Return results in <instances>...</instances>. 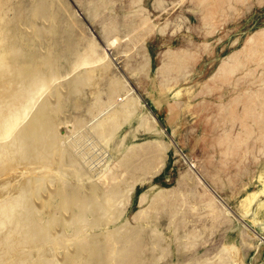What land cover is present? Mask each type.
I'll use <instances>...</instances> for the list:
<instances>
[{
    "label": "bare ground",
    "instance_id": "1",
    "mask_svg": "<svg viewBox=\"0 0 264 264\" xmlns=\"http://www.w3.org/2000/svg\"><path fill=\"white\" fill-rule=\"evenodd\" d=\"M130 1L133 8L130 14L120 13L123 20L119 17L108 20L103 29L109 40L113 35L120 42L132 40L133 46L141 52L147 36L155 31L165 33L168 23L166 26L154 23L143 0ZM190 1L197 7L204 28L213 33L220 28L217 25L221 19L237 12V5L248 0ZM80 3L92 5L93 9L90 6L84 8L90 18L96 16L94 20L99 17L97 13L102 6L108 3V11H111L115 4L107 0H80ZM64 13L71 19L62 20V25L58 26L60 15ZM131 20L142 22L141 26L132 29ZM79 25L82 26L81 21L66 0H35L29 6L24 1L0 0V180L9 176L4 175L9 168H19L17 166L24 163L32 166L30 178L19 184L17 190L0 191V242L14 234L19 235L14 245L0 244L4 245L0 248V264H145L142 259L147 245L144 236L151 237L160 254L155 255L158 259L154 264L170 255L175 242L180 253L196 248L203 237L202 228L196 225L188 230L187 215L178 218L186 208L178 201L180 197L187 198L180 191H161L153 197L149 193L143 194L140 199L142 209L135 215L137 225L131 226L127 207L132 204L136 188L144 182L146 175L165 161L169 144L157 124L151 122L145 104L131 93L123 77L117 75L93 92L89 117L71 113L69 102H73L75 109L81 108L86 88H96L101 80L98 71H107L111 65L101 58L98 43L93 39L87 40L85 35L83 48L76 45L79 39L70 41ZM58 27L62 36L54 43L51 36L58 32ZM125 28L129 29V35L124 32ZM16 33L23 46L13 44L8 47ZM42 38L51 44L48 52H40L39 62L35 65L23 61L26 47L36 48V40ZM63 45L66 48L61 50ZM204 47L210 48V44L205 43ZM198 55L188 50H168L159 70L169 72L171 77L178 74L186 80L192 74L189 68L196 63ZM64 59L69 64L66 73L61 62ZM147 59L151 64L149 55ZM187 81L184 87L158 93L167 97V103L173 102L166 118L175 133L179 121L187 113L193 115L195 121L206 118L213 124L211 120H214L213 132L222 128V133L205 137L206 130H203L194 151L201 142L207 141L215 149L220 146L221 162L230 167L242 168L239 159H245L247 154L257 155L259 160L258 154H264V29L249 37L242 48L221 59L211 78L204 80L192 96L193 85ZM228 82H232L233 96L225 102L222 93L213 115H209L211 109L206 102L199 107L198 94L212 92ZM124 92L127 96L123 99ZM167 93L172 95L171 99ZM156 105L162 108L160 101H156ZM135 118L138 119L135 129L126 130ZM237 122L240 126L234 130L231 126ZM140 129L155 133L157 140H149L147 144L134 143ZM74 134V142L67 140ZM250 142L256 145L251 146ZM75 147H79L78 153H75ZM100 150L101 156H105L101 158L102 167L99 161V170H96L98 163H95L96 168L90 167L92 172L95 170L94 174L84 163L89 164L93 160L91 156ZM154 152H157L156 156L152 155ZM214 157H211V163ZM194 162L196 166L198 161ZM192 175L191 171L184 174L183 184L196 187ZM259 178L264 184V172ZM248 199L261 205L258 195L247 193L237 207L239 217L253 220L258 227L260 222L257 223L255 210L248 206ZM165 212L171 215L169 229L174 227V234L170 236L156 221ZM17 216L23 218L15 219ZM219 217L217 214L212 216L214 227ZM32 219L36 228L30 227ZM181 223L184 234L179 231ZM7 225L11 228L8 226L9 230L4 232ZM203 227L208 229L206 223ZM22 234L29 237L23 241ZM230 250L228 246L224 247L216 254L190 264H240Z\"/></svg>",
    "mask_w": 264,
    "mask_h": 264
},
{
    "label": "rangeland",
    "instance_id": "2",
    "mask_svg": "<svg viewBox=\"0 0 264 264\" xmlns=\"http://www.w3.org/2000/svg\"><path fill=\"white\" fill-rule=\"evenodd\" d=\"M23 1L29 6L35 0H13L14 3ZM111 1L115 2L112 10L108 11L110 6H107L108 3H106L99 10H105L108 11V13L105 12L94 20L96 16H91V19L84 8L87 6L93 8L92 5H81L80 0H66L67 4L70 5V8L77 15L82 24V26L79 25L75 28L70 41L73 42L75 39H79L76 45L83 48V45L86 43L83 37L86 35L85 38L87 40L93 39L98 43L101 58L107 64H109L108 62L111 64L107 71L103 69L98 71L101 80L100 84L95 86L96 88H86L82 98V107L75 109L73 102L70 101L69 109L72 114L89 117L88 109L93 102V92L96 91L97 88L104 87L107 83H110L111 79L119 75L128 83L131 93L135 94L142 103L145 104L146 113H148L151 122L157 124L167 140L169 147L164 161L166 163L161 162L158 166L159 169L157 168L153 173L146 175L144 182L140 183L136 188L132 204L127 207V212L130 214L131 226L137 225L135 215L142 209V207H140V199L143 194L149 193V195L153 197L161 191H180V193L185 194L187 198L182 199L180 197L178 201L180 206L184 205L186 207L185 210L178 215V218L183 219L184 216L187 215L185 222L189 225L188 230L193 229V226H200L202 228L203 237L196 248L188 252L185 251L184 253H180L177 250V242H175L173 248H171L170 255L159 260L157 264L195 263L207 256L216 254L227 246L228 249H231L232 256H235V260L240 264H264V235L261 233L264 232V184L261 183L259 178L261 173L264 172V154H258L261 158H259V160L256 154V156L247 154L245 159H239L241 162L240 164L243 163L242 168L244 169H242L235 165L230 167L223 164L221 162L220 146L215 149L211 146V143L207 141L201 142L197 151H194L193 147L198 142V138L203 130H206L205 137H214L213 135L216 133L221 134L223 129L217 128L218 131L214 133V120H211L213 124L208 122L206 118L195 121L194 116L187 113L185 118L183 116L181 121H179L177 132L175 133L174 127L168 123L166 118V114L170 111L173 102L167 103V97L158 94L162 91H168L170 88L179 89L181 85L184 87V85H186L185 81L187 80H189L187 83L193 85V93H191L190 96L197 92L202 85L201 83L211 78L216 67L221 62V59L231 52L242 48L249 37L255 32L264 29V2L259 3L258 0H248L244 3H239L237 5V9L239 10L225 17L223 20L224 22L221 19L217 25L220 28L216 32L209 33L203 26L200 14L196 12L197 7L195 8L193 2L190 0H160L162 1L161 5L158 4L159 0H143V5L150 13L154 23L162 26H166L168 23V25L165 33L155 31L147 36L142 46L143 51L139 52L137 48L133 46L132 40L125 43L120 42L114 35L110 40L105 36L103 27L106 21L118 17L120 20H123L119 14L123 13L129 15L131 10H133L130 6L132 4L130 0H124V2L121 0H107V2ZM67 19L71 18L66 17L65 13L61 14L58 26L62 25V20ZM141 23L142 22H137L136 20H131L132 29L139 28ZM127 28L124 29V32L126 35H129V29ZM26 32L32 37V33L28 29H26ZM15 36V39L9 42L8 47L13 46V44L23 46L22 40L17 36V33ZM61 36L62 30L58 27V32L51 37L54 43H58L59 39L61 40ZM43 42L44 44H42ZM130 42L132 44H130ZM205 43H209L210 48L206 49L204 47ZM35 44L36 48L26 47V59H23V61H27L31 65H35L39 62L38 54H40V52L47 53L51 47V44L46 38L37 39ZM112 44L114 45L112 46ZM130 45L132 46L130 47ZM70 47L72 48L73 46ZM64 48H66V45H63L60 49L63 50ZM168 50L174 52L188 50L197 55L198 53L200 54V56L198 55L199 57L196 63L194 65L193 63L191 64L189 71H192V74L186 80L183 76H179L178 74L171 77L169 72L162 73V71L159 70L163 65L164 53ZM148 55L150 56L151 64H148ZM61 62L63 64V72L66 73L69 64L65 59ZM141 66L144 68L143 70ZM146 66H148V68H146ZM177 77H181V80H176ZM210 83L212 84L213 81H210ZM231 83L221 84V88L212 90V92L198 94L197 99H199V107H202V102H206L207 107L211 109L208 112L209 115H213L216 111L215 104L219 102L218 97H220L222 93L225 94V102L233 96L231 92ZM126 96L127 94L124 92L121 98L124 99ZM167 96L170 99L172 98L170 93H167ZM183 98L186 99L187 96H183ZM156 101L162 103V108L156 105ZM137 124L138 119L135 118L125 129H128V131H130V128L135 129ZM239 126L240 122H237L233 123L231 127L236 130ZM75 135L76 134L71 135V138L69 137L67 140L72 142L75 140L73 139ZM187 137L189 138L188 144L185 143ZM157 138L158 136H156L155 133L140 129L138 131V138L134 143L147 144L149 140L155 142ZM130 139L128 141H131ZM249 145L254 146L256 144L250 142ZM78 148L75 150L73 148L75 153L80 151V149L76 151ZM96 152L95 154L93 153L94 156H91L94 161L96 158H99L97 155L101 156L102 150ZM103 153L106 154L107 152L103 151ZM155 154L157 155V152H154L152 155ZM213 155H215V157L214 161L211 163V157ZM104 156H101L95 162L92 160L93 163L92 161L89 162V164L88 162L87 164L84 163L85 166L89 165V167H86L87 170L95 174V170L94 172L91 171L93 168L92 166L96 168L98 165L99 168L97 167L96 170H99L102 164L101 158ZM88 158H90V156ZM88 158L87 161H90L91 158L89 160ZM196 160L198 164L195 166L194 161ZM95 163L98 164L96 165ZM162 163L165 164V166L162 165ZM27 165L24 163L21 167L16 165L19 168L15 166L14 168H9L8 171L11 169L14 170L5 172L4 175L8 174L9 176H3L2 178H6L0 180L2 181L0 191H14V188L16 190L18 189V186H20L19 184H24V181L30 178L32 171V166ZM90 167L92 168L90 169ZM190 171L193 173L192 178L197 183L196 187H189L183 184V175L190 174ZM247 193L252 194V196L258 195V202L261 203V205H259L256 200L248 199V206L250 205L252 209L255 210L254 213L257 218V223L260 222V226L258 224V227L255 226L253 220L239 217V210L237 207L240 203V199L247 197ZM216 214L220 217L216 220L214 227L212 216ZM20 218L23 217L17 216L15 219ZM197 218H201V222ZM2 219L5 220L6 217L3 216ZM170 219L171 215L165 212L161 215L159 220H156L159 221L158 225L162 226V230L164 229L163 231L169 236L174 234V227L169 229ZM32 221L33 225L30 227L36 228L33 219ZM205 223L207 224V230L203 227ZM8 226L9 225H7V228ZM20 226L22 228V225ZM7 228L4 229V232L8 231L11 227L9 226V228ZM183 230V223H181L179 231L182 232V234L185 233ZM30 234H33V232ZM18 237V234H14L10 238L2 240L0 244L5 242L7 245H14ZM27 237L29 236L22 234L23 241H25ZM144 241L147 245L145 246L142 259L145 260V264H154L155 259H158L155 258V255L160 256V254L157 249L155 250L151 237L144 236ZM3 246L4 245L0 246V248ZM238 250L240 252L239 254Z\"/></svg>",
    "mask_w": 264,
    "mask_h": 264
},
{
    "label": "crops",
    "instance_id": "3",
    "mask_svg": "<svg viewBox=\"0 0 264 264\" xmlns=\"http://www.w3.org/2000/svg\"><path fill=\"white\" fill-rule=\"evenodd\" d=\"M91 9H93V8H91ZM105 12L108 13V11H105V10H103V11H102V10H99V12H98L97 14H98V16H99V15L104 14Z\"/></svg>",
    "mask_w": 264,
    "mask_h": 264
}]
</instances>
